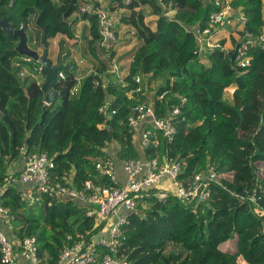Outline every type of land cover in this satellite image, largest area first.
I'll return each instance as SVG.
<instances>
[{
	"label": "trees",
	"instance_id": "trees-1",
	"mask_svg": "<svg viewBox=\"0 0 264 264\" xmlns=\"http://www.w3.org/2000/svg\"><path fill=\"white\" fill-rule=\"evenodd\" d=\"M215 2L120 3V8L130 10L120 15V25L133 26L139 42L123 83L108 74L109 65L99 56L97 15L80 13V0H0V205L9 209L15 239L37 238L43 264H58L68 235L90 237L104 223L94 227V219L86 216L87 206L74 200L27 204L20 186L4 184L11 163L21 159L24 151L45 152L55 163V180L73 175L77 187L88 179L109 185L110 178L95 169L96 161L111 157L109 145L118 147L122 160L144 154L128 124L134 106L148 99L135 90V77L143 75L150 76L147 85L162 80L154 96L157 114L166 116L172 105H180L174 139L160 136L159 147L147 148L146 156L181 160L180 178L186 183L209 168L219 177L211 181V197L202 202L188 203L171 193L161 199L157 189L138 197V208L143 209V203L150 207L142 210V220L130 213L126 228L132 218L137 228L126 231L120 254L130 264H197V254L223 251L247 264H264V216L254 209L264 207V168L260 167L264 164V49L258 40L249 45L252 60L245 68L232 59L235 48H224L225 39L200 53L195 29L209 25L211 13L220 9ZM230 3L244 9L248 17L244 29L259 37L264 32V0ZM146 5L157 16L155 29L147 20ZM169 10H176L174 16L167 15ZM5 17L40 48L44 27L48 40L61 33L77 45L78 22L87 21L89 29L86 26L81 36L98 62L96 71L83 79L75 93L80 80L71 64L64 79L57 75L54 100L47 104L43 82L21 75V66L27 63L15 64V58L23 56L16 49L20 37L2 28ZM109 54L112 57L116 51ZM31 69L39 73L38 67ZM228 88L234 89L232 102L226 97ZM163 91L167 95L160 100ZM109 99L116 111L111 118L99 112ZM143 234L160 243L139 239ZM226 243L227 249L222 250ZM1 258L0 249V264Z\"/></svg>",
	"mask_w": 264,
	"mask_h": 264
},
{
	"label": "built area",
	"instance_id": "built-area-1",
	"mask_svg": "<svg viewBox=\"0 0 264 264\" xmlns=\"http://www.w3.org/2000/svg\"><path fill=\"white\" fill-rule=\"evenodd\" d=\"M134 1L137 0H80L79 6L80 13L97 15L100 34L99 56L109 65L108 74L115 75L123 83L127 75H123L122 66L116 60L117 53L112 57L109 54V51L114 49L118 43V20L112 7H118L120 3L129 6ZM162 1L158 0L159 3ZM230 1L216 0L215 3L220 9L211 13L209 25L204 29L196 27L195 33L199 51L202 53L207 49L218 47L220 42L218 43V40L214 39L216 32L220 28L238 23L242 26L241 30L245 31V34L241 35L237 44L236 59L238 64L245 68L251 64L252 60L248 54V46L258 40L264 49V32L256 37L253 33L246 31L244 27L248 22V17L244 9L233 7ZM57 43V40H53L50 45ZM20 59L30 65L39 63L32 57L25 55L21 56ZM81 62L83 61L81 60ZM16 64L19 65V63ZM65 72L59 70V77L64 79L66 77ZM23 74L24 71L21 72V75ZM106 78L105 80L108 82ZM135 82L137 84L136 92H147L148 85L141 76H136ZM94 84L95 87L100 85L99 81ZM78 87H80L79 83L74 88L75 93L78 91ZM228 90L233 92L234 89L228 88ZM166 95L167 91H163L158 97L163 100ZM181 100L183 103L186 98L183 97ZM152 101L148 97L147 100L135 105L128 118L130 131L134 134L144 154L137 159H123L124 169L127 173L125 183H122L117 176V165L112 157L95 162V169L101 175L110 178L111 183L109 185L95 183L93 179H88L82 187H77L73 175L55 180L53 178L55 163L45 152L25 153L24 151L23 168L18 171L9 169L4 178L5 186L29 185L28 188L21 187V197L27 204H41L46 201L51 205L52 203L74 200L87 206L86 216L94 219V227L104 223L100 232L92 234L90 237H88V233L79 234L76 238L68 235V241L59 255L58 264H130L128 259L120 254L125 243L123 227L128 223V212L137 207V198L144 197L148 191L157 189L159 191L157 195L161 199H165L171 193L188 203L206 201L211 197V181H216L219 177L212 168H209L207 172L196 173L186 183L180 178L183 171L181 160L164 157V160L161 161L158 156H146L145 150L147 148L159 147L160 136L167 141L174 139L176 134L174 119L180 113V105L174 104L166 116H161L157 114L154 107V98ZM99 112L107 118H111L116 113L114 109H111V99L106 100L99 107ZM251 198L255 200L254 195ZM122 207L125 209L124 211L121 210ZM254 209L256 213L264 216V207L256 205ZM0 218L10 220L9 209L1 205ZM16 248L19 249L24 258L30 261V264H43L35 236L26 237L23 240L12 239L0 229L2 264H17Z\"/></svg>",
	"mask_w": 264,
	"mask_h": 264
},
{
	"label": "rangeland",
	"instance_id": "rangeland-1",
	"mask_svg": "<svg viewBox=\"0 0 264 264\" xmlns=\"http://www.w3.org/2000/svg\"><path fill=\"white\" fill-rule=\"evenodd\" d=\"M148 7L151 8V6H148ZM148 11H146L147 20H148V22L152 23L151 25H152L153 29H155L154 23H155V21H157V16L155 14H153L152 9L151 10L148 9ZM175 11L176 10H169L167 12V15L174 16ZM122 13H126V11H123V8H120V7L117 8V10L115 11V16H116V19L118 20V27H117L118 43L114 47V50L117 53L116 60L122 66L121 67L122 73L125 76L126 75L125 70H127V67H128L127 65L130 63L132 55H133V51H134L135 47H137L139 42H138V39L135 37L136 30L131 25H120L119 19H120V15ZM84 26H85V24H84ZM229 27H231V26H229ZM82 28H79V27L77 28V33L80 34V37H79L80 42L77 45L71 46V45L66 44L65 42H58L56 47H54L55 45H50L53 40L57 39L56 36L58 34L56 36L51 37L48 40L49 41V57L52 59V61L54 63L58 62V59L61 55H62L64 64L66 61H69L68 63L66 62L67 63L66 65L70 66L72 64L71 68L74 71L75 75L80 80L79 84L82 83V81L85 77H87L91 73H94L97 69V66H98L97 60L91 54L88 41L86 39H84L83 36H81V32L83 30ZM129 39H131V42L127 43V40H129ZM28 43H29V46L31 48L39 51L40 53L43 52L44 47H41V48L38 47L35 44L34 40L29 39V37H28ZM231 48H233V46H231ZM20 57L21 56H18L15 58V64L16 63L20 64L21 62H23V61H21ZM81 60L83 62H81ZM31 65L38 67V68L41 67L40 63H32ZM31 65L30 64H23L21 66L22 71H24V74L22 76L23 77H29L32 80H37V81L43 82L45 80V78L40 74L39 71H38L39 73L33 72L31 69V67H32ZM142 77L144 79V82L149 81L150 76L143 75ZM160 83L161 82L158 80L153 81L152 82L153 90L157 89V87L159 86ZM79 89H80V87H78V90ZM231 94H232V90H228L226 93V97L230 102H232ZM260 167L264 168V164L263 163L260 164ZM117 170H118V168H117ZM117 176H118V174H117ZM149 207H150L149 203H143V209L136 207L135 210L128 212V215H130V213H132V214L135 213L138 215L139 220H142L143 217L145 216V215H143V211H145L144 209H148ZM121 210L124 211L125 209L122 207ZM129 222H130V220L128 219V223L123 227V233L124 234L126 233V231L130 232L131 230L137 228V224L133 223V218H132L130 226L126 228V226L129 224ZM10 228H11V226L9 223V229ZM5 232L7 233L8 231H5ZM139 239L149 240L150 242H153V243H160V241L155 240L146 234H143L142 236H140ZM227 246H228L227 243L224 244V246L222 247V250L227 249ZM172 248L176 249V250L179 249L175 245H173ZM157 249H158V247L156 246L154 248V251H156ZM196 258H197V264H247L246 262L239 260V258H237V256L236 257H230V256H228V254L224 253L223 251H220L218 253H211V254L199 253L196 255Z\"/></svg>",
	"mask_w": 264,
	"mask_h": 264
},
{
	"label": "crops",
	"instance_id": "crops-1",
	"mask_svg": "<svg viewBox=\"0 0 264 264\" xmlns=\"http://www.w3.org/2000/svg\"><path fill=\"white\" fill-rule=\"evenodd\" d=\"M146 11H148V9H150L151 10V8L150 7H146ZM123 11H126V12H128V11H130V10H127V9H123ZM149 12V11H148ZM84 24H85V26H84ZM89 24H88V22L87 21H79L78 22V26H77V28L79 27V28H82L83 30H84V28L86 27V26H88ZM154 26H155V28H156V21H155V23H154ZM228 27V28H227ZM227 27H225V28H220V30L218 31V32H216V34H215V36H214V39L216 40H218V43L222 40V39H225L226 41H225V44H224V48H226V49H234L235 47H236V45L239 43V41H240V38H241V33H242V26L241 25H239L238 23H236L235 25H231V27H229V26H227ZM77 28H76V35H77V37H80V34H78L77 33ZM81 29V30H82ZM88 29H89V26H88ZM83 30H82V32H83ZM81 32V33H82ZM57 41L58 42H65L66 44H68V45H71V46H74V45H72L71 43L72 42H70V40H69V38L66 36V35H64V34H61V33H59L57 36ZM58 44V43H57ZM57 44L54 46V47H56L57 46ZM79 44V43H78ZM231 46H233V48H231ZM65 62V61H64ZM67 63L69 62V61H66ZM65 62V64H67ZM130 63H131V61H130ZM130 63L127 65L128 67H127V70H125V74L126 75H128V71H129V65H130ZM126 68V67H125ZM142 79H143V77H142ZM158 81H162V80H160V79H157ZM143 81H144V79H143ZM154 81H156V80H154ZM153 82V81H152ZM146 83V82H145ZM158 88V87H157ZM157 90L158 89H155V90H153V84L151 83L150 85H148V89H147V92H146V94L148 95V97L150 98V100H151V102H153L152 100H153V98H154V96H155V94L157 93ZM136 143H137V141H136ZM137 146H138V149L140 150V152H142V149H141V147L138 145V143H137ZM107 151H108V153L110 154V156L115 160V162H116V165L118 166L117 168H118V170H117V174H118V177L121 179V181H122V183H125L126 182V180H127V173H126V171H125V169H124V163H123V160L122 159H120L119 157H118V147L115 145V144H111V145H109L108 147H107ZM23 166H24V159H23V157H21V159H19L18 161H15V162H12L11 163V165H10V170H15V171H18V170H20L21 168H23ZM21 187H23V188H28L29 187V185H22ZM0 229H2L4 232L5 231H8L7 232V234H9L10 235V237L12 238V239H15V237L12 235V231H11V228L9 229V221L8 220H6L5 218L3 219V218H0ZM98 237H99V235H98ZM16 258H17V264H30V261L29 260H27L26 258H24L21 254H20V252H19V249L18 248H16Z\"/></svg>",
	"mask_w": 264,
	"mask_h": 264
},
{
	"label": "water",
	"instance_id": "water-1",
	"mask_svg": "<svg viewBox=\"0 0 264 264\" xmlns=\"http://www.w3.org/2000/svg\"><path fill=\"white\" fill-rule=\"evenodd\" d=\"M2 28H4L9 35H17L20 37V41L16 47L17 51L21 55L32 57L34 60L38 61L41 64V67L38 68L40 74L45 78L42 84V88L45 92V102L47 104L53 102L55 97V91L53 85L56 82L58 71L64 70L68 71L69 66L63 63L62 55L59 57L58 62L54 63L49 57V41H48V32L47 27H44L43 35V52L31 48L28 43V35L23 29H15L13 24L5 17L1 21ZM238 45H236L235 50L232 54V59L234 60L237 55Z\"/></svg>",
	"mask_w": 264,
	"mask_h": 264
}]
</instances>
